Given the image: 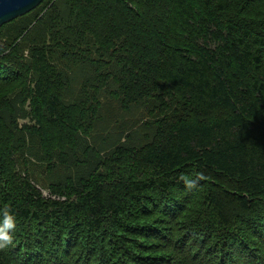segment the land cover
Segmentation results:
<instances>
[{"label":"trees","instance_id":"trees-1","mask_svg":"<svg viewBox=\"0 0 264 264\" xmlns=\"http://www.w3.org/2000/svg\"><path fill=\"white\" fill-rule=\"evenodd\" d=\"M37 8L0 45V264H264V0Z\"/></svg>","mask_w":264,"mask_h":264},{"label":"rangeland","instance_id":"rangeland-1","mask_svg":"<svg viewBox=\"0 0 264 264\" xmlns=\"http://www.w3.org/2000/svg\"><path fill=\"white\" fill-rule=\"evenodd\" d=\"M40 8V7H39ZM39 8H37L35 11H33V12H31L30 13V15H28V16H35L36 14L35 13H37L38 12V10L39 11H41V9H39ZM43 12V11H42ZM42 12H40L39 13V15H38V17H36V18H39L41 15H42ZM35 14V15H34ZM32 17V18H33ZM31 18V17H30ZM31 18V19H32ZM48 19H50V17H48L47 19H46V21L48 20ZM16 20V19H15ZM15 21L13 20V22L11 21V23L9 22V23H7V25L5 24V25H3V27H1L0 28V45H2V44H4L6 41H7V39H5L4 40V37H5V35H6V37L8 38V39H10L11 38V35L14 33V31H15V27H12V24L14 23ZM33 24V23H32ZM66 31H67V29L65 28V27H63V26H60V27H58V28H54L52 31H47L46 32V34L42 37V39L38 42V43H33V46H38V45H40V43H41V41H43L45 38H47V40L50 38V36L51 37H55V38H59V37H62V36H64L65 35V33H66ZM50 44H52L51 42H50ZM24 47H28V48H30L31 47V44H29V43H23V45H22V50H23V48ZM60 47H61V44H59L57 47H55V48H53L54 50H56L57 52H58V54H53V58L56 60V61H59V62H66L67 64H69L70 65V61L69 60H65V59H63V58H61V52L59 51V49H60ZM27 50L28 49H25L24 51V53H25V55H27ZM0 68H3V67H0ZM61 71H65L64 69H62ZM6 74V71L4 70V69H2V73H1V75L2 74ZM15 92H13V89H5V90H1V94H4V95H6V96H8V97H10V96H12L13 94H14ZM26 108V107H25ZM26 110H28V108L26 109ZM135 115L134 114H132V115H130L129 116V118L130 119H133V118H135L134 117ZM26 121H23V120H21L20 121V124H24ZM120 142H121V140H120ZM98 145H100L101 146V143L99 142L98 143ZM116 147H118V143L115 145ZM29 172H30V175H31V178L35 181V183H36V185H35V187L37 188V189H39V187L38 186H42L44 189L43 190H41V193L43 194L42 196H44V197H46V198H48L49 197V193H48V191H47V186H48V184L47 183H45V180H44V177L42 176V174H43V171L41 170V168H39L37 165H30L29 166ZM32 171V172H31Z\"/></svg>","mask_w":264,"mask_h":264},{"label":"water","instance_id":"water-1","mask_svg":"<svg viewBox=\"0 0 264 264\" xmlns=\"http://www.w3.org/2000/svg\"><path fill=\"white\" fill-rule=\"evenodd\" d=\"M43 0H0V28L36 9Z\"/></svg>","mask_w":264,"mask_h":264},{"label":"clouds","instance_id":"clouds-1","mask_svg":"<svg viewBox=\"0 0 264 264\" xmlns=\"http://www.w3.org/2000/svg\"><path fill=\"white\" fill-rule=\"evenodd\" d=\"M3 219L0 222V250L6 248L12 243L13 237L9 234V230L15 228V217L8 209L3 210Z\"/></svg>","mask_w":264,"mask_h":264}]
</instances>
